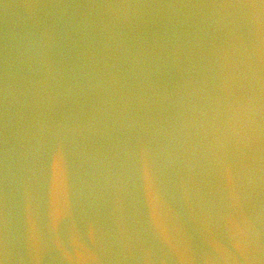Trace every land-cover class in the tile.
<instances>
[{
  "label": "water",
  "instance_id": "obj_1",
  "mask_svg": "<svg viewBox=\"0 0 264 264\" xmlns=\"http://www.w3.org/2000/svg\"><path fill=\"white\" fill-rule=\"evenodd\" d=\"M0 264H264V0H0Z\"/></svg>",
  "mask_w": 264,
  "mask_h": 264
}]
</instances>
